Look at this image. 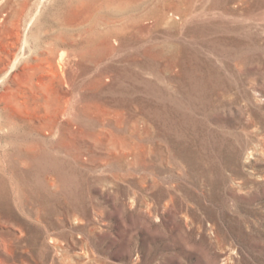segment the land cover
Wrapping results in <instances>:
<instances>
[{"label": "rangeland", "instance_id": "1", "mask_svg": "<svg viewBox=\"0 0 264 264\" xmlns=\"http://www.w3.org/2000/svg\"><path fill=\"white\" fill-rule=\"evenodd\" d=\"M8 69L0 264H264V0H0Z\"/></svg>", "mask_w": 264, "mask_h": 264}, {"label": "bare ground", "instance_id": "2", "mask_svg": "<svg viewBox=\"0 0 264 264\" xmlns=\"http://www.w3.org/2000/svg\"><path fill=\"white\" fill-rule=\"evenodd\" d=\"M28 42V41H27ZM16 60V59H15ZM15 61L12 63V67L15 66ZM9 72V69L8 70H5L3 72H0V84L2 83V81L4 80L5 76L8 74ZM0 130H2V123H1V120H0ZM0 138H2L1 136V132H0ZM1 144V143H0Z\"/></svg>", "mask_w": 264, "mask_h": 264}]
</instances>
